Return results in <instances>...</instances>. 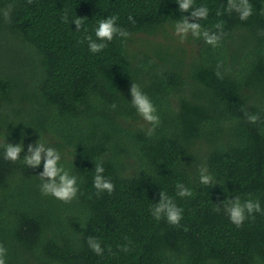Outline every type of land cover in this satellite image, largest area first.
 Masks as SVG:
<instances>
[{
	"label": "trees",
	"instance_id": "trees-1",
	"mask_svg": "<svg viewBox=\"0 0 264 264\" xmlns=\"http://www.w3.org/2000/svg\"><path fill=\"white\" fill-rule=\"evenodd\" d=\"M227 2L194 0L209 8L203 29L223 25L226 35L213 47L175 35L176 21L191 15L177 0H0V243L7 264H264V213L237 227L222 205L239 196L264 209V0H249L246 21L227 12ZM109 16L129 36L93 53L86 37L97 40L98 22ZM77 17L84 18L79 31ZM133 82L157 108L154 129L131 104ZM246 112L260 120L249 123ZM40 138L78 178L69 203L41 193L43 162L23 163ZM21 142L20 160H6V144ZM95 163L114 184L111 194H97ZM202 166L215 185L200 183ZM177 183L192 196H177ZM161 191L183 209L179 226L153 217ZM89 236L103 255L90 249Z\"/></svg>",
	"mask_w": 264,
	"mask_h": 264
},
{
	"label": "clouds",
	"instance_id": "clouds-1",
	"mask_svg": "<svg viewBox=\"0 0 264 264\" xmlns=\"http://www.w3.org/2000/svg\"><path fill=\"white\" fill-rule=\"evenodd\" d=\"M29 4L32 0H27ZM179 4V10L183 12H191L190 17L184 16L178 19L174 25V33L180 38L181 42H184L189 34L197 39L202 38L203 41L213 47H217L224 35L222 23H217L214 27L217 32H210L203 29L200 21L205 20L209 16V8L206 5L194 7V0H177ZM226 11L231 13L235 11L239 14L241 21H246L252 14L253 9L249 0H228ZM264 12V10H261ZM223 13L218 11L217 15ZM5 20L9 19L7 12L4 13ZM64 21H68V15L63 17ZM117 16H109L98 22V27L95 29V36L97 40H93L91 36H87L89 50L93 53H98L107 47L105 41H112L114 37L119 36L126 38L129 36V32L117 25ZM129 20L135 23V20L130 16ZM72 23L76 26V31H79L84 26V18L77 17L72 20ZM87 31V29H85ZM264 34V33H262ZM99 41V42H98ZM218 68L221 65L217 66ZM221 74L217 71V76ZM130 95L132 97L131 104L136 109L137 113L142 117L144 121L151 124L153 129L159 125L160 117L157 114V108L153 104L151 98L142 91L141 87L135 82L132 83L130 88ZM115 107V105H113ZM245 116L249 123H257L260 120L259 115L246 112ZM152 134V130L148 132V135ZM24 151L23 142L19 144L7 143L5 146L4 158L6 160L16 162L20 160L21 153ZM28 154L23 156V163L31 168H38L43 162V171L38 175L42 184L40 186L41 193L43 195H51L58 200L65 203L71 202L77 197L79 192L78 178L71 174L70 169H66L61 163L60 152L50 146H46L41 142V138L35 144H29L27 146ZM93 186L97 190V194L108 192L111 194L115 186L111 180L105 177V169L102 163H95L94 168ZM200 183L206 186H213L217 182L215 178L209 174L207 167L202 166L200 168ZM176 195L179 197H190L192 191L183 183L176 184ZM159 203H154L151 213L156 220H160L162 217L167 219L169 224L179 226L180 221L183 219V209L180 208L172 197L168 196L164 191L159 193ZM216 211H220L219 205ZM223 210L229 216V219L237 227H241L244 221L252 216L253 213H264L259 200L241 201L239 196L232 199H226L222 201ZM254 218V217H253ZM87 243L90 249L96 255H103L104 249L101 246L100 241L94 237L89 236ZM130 243V242H129ZM121 249L125 252L129 251L127 245H122ZM109 252L111 248L109 247ZM7 248L0 243V264H7Z\"/></svg>",
	"mask_w": 264,
	"mask_h": 264
}]
</instances>
